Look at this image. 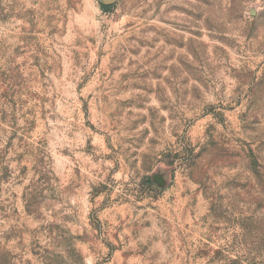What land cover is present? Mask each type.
I'll return each mask as SVG.
<instances>
[{
  "label": "rangeland",
  "instance_id": "374dc122",
  "mask_svg": "<svg viewBox=\"0 0 264 264\" xmlns=\"http://www.w3.org/2000/svg\"><path fill=\"white\" fill-rule=\"evenodd\" d=\"M0 264H264V0H0Z\"/></svg>",
  "mask_w": 264,
  "mask_h": 264
}]
</instances>
